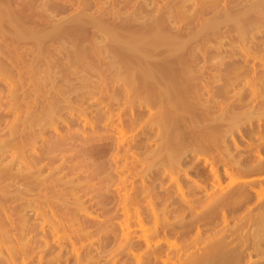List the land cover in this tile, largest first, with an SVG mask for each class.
Masks as SVG:
<instances>
[{
	"label": "rangeland",
	"instance_id": "374dc122",
	"mask_svg": "<svg viewBox=\"0 0 264 264\" xmlns=\"http://www.w3.org/2000/svg\"><path fill=\"white\" fill-rule=\"evenodd\" d=\"M179 1L181 0H0V117L2 116L0 118V199L1 196L3 199L4 195H7L9 192L5 196L6 198L8 197L7 200L6 198L0 200V221L5 225H0V232L5 231L7 228L5 231L7 234L4 232L0 233V264H132V262L133 264H187V259L189 261L194 254L195 256H201L204 248L211 246L209 243L213 241V243L219 242L221 241L219 239H222L226 235L227 238L225 237V239L231 243L233 241H236L234 243H238V241L242 240L240 236H243L246 241L242 240L244 244L241 241L239 242L242 245L239 253V249L237 248L241 246L239 243L237 244L239 246L232 244V247L225 240V243L229 244L228 247L230 246L229 249L231 247L234 250L238 249L235 253L237 256L236 260L240 258L242 251L245 254L247 252V256L245 255L244 257V253L241 255L242 258L241 260L239 259L240 264H257V262L258 264H264V234L261 233V230L259 233L257 230L259 227L255 228L257 224H254V218L256 219L257 215L260 214L259 212H261L263 206V204L262 206H258L257 204L264 203V168L262 167L264 163V57L262 58L264 56V26L258 27L255 23L252 24L254 26H251V28L257 26L258 32L261 34L256 31H254L255 33H249L250 30V32L254 30V28L250 29L249 27L247 34L254 35L255 37H252L253 39L250 40L251 36H248L250 40L248 41L247 36L244 37V35H247L246 33H243L244 35L242 34L243 36L241 37V29H239L241 32H238L237 27L242 28L243 26L236 24L237 20L234 23L232 20V18L235 20L232 16L234 14L242 25L241 19L244 17L240 18L237 15L241 16L243 11L247 7L250 10L251 6L252 13L250 11L247 12V10L246 12L248 15H255V12H258L257 6H255V9L253 8L256 0H186L184 2L182 0L183 3ZM258 3L255 5L264 7L261 0ZM180 6H182L181 9L179 8ZM212 7H215V10ZM238 8H240L242 13L237 14L240 12ZM258 9H261V7ZM232 10H235V12ZM254 10L256 11L254 12ZM247 14L245 15V20L246 16H248ZM191 15L193 16L191 17ZM226 15L232 16L231 19L229 17L232 22H229L230 20L227 18L228 22L221 20V18L228 17ZM218 16L221 17L219 18ZM8 18L11 19L9 20ZM95 19L97 23L100 21V28L96 22H93ZM214 19L220 23L219 26L216 23L219 31H215L217 27L214 28V34L218 33L216 36L211 34L213 30L210 31V28L209 30H203L205 23L207 21L208 23L209 21L212 22ZM261 19L264 18L261 17ZM227 23L229 24L228 26L231 25L230 28L232 29L227 27ZM220 26L222 29H220ZM209 27L212 26L209 25ZM234 28L237 30H233ZM257 29L255 27V30ZM198 30H202L203 34H201L203 36L200 35L203 38L201 36L197 38L199 35L197 33L199 32ZM205 31L211 33L208 34ZM106 32L108 36L113 34L115 36L118 35L119 41L116 39L117 37L109 40L112 37L108 38L105 35ZM154 33H159L161 38L153 37ZM195 33H197V36H195ZM192 34L195 37H192ZM131 35H139L141 40L139 41L142 42V45L144 43L150 45L147 43L153 38L154 44L157 41H161L162 45H167L171 41L170 39V41H164L162 37L172 38L174 41L179 38L173 43L180 44L181 42L182 47H180L182 50L179 45H177L178 49L173 46L175 50L180 49L179 53H174L169 46L166 48L164 45L158 46L159 43L158 45L153 44V50L151 46L148 48L150 50L148 52H151L152 56H149L150 59L147 61H144V58L140 56L144 63H138V66L142 65L138 67L136 65L139 56L136 55L139 53L135 54L137 52L134 51L133 56H131L132 58L128 57L130 54L126 50L122 51H125L123 53L125 55L121 54L120 51L115 54L116 50L124 49L122 47L123 44H120V46L122 45L121 48L119 49L118 47L117 49V45L121 41L120 37L130 40L129 37ZM141 35L145 38L144 42L142 41L144 38ZM150 35L151 37H149ZM210 35H213L215 38ZM238 37L243 38V41L246 38L249 45L245 48V43L247 42L244 41L245 43L243 42L242 44V39L238 40ZM102 38L105 39L104 42ZM148 39L149 41H147ZM108 40L113 42L117 40L119 42L117 45L115 44L116 46L114 45L115 51H113L114 46H112L114 43L111 44ZM134 40L136 41L137 39L134 38ZM127 41L125 40V42ZM237 41L240 42L238 43ZM108 43L112 47H109ZM104 44L109 48L106 51H104ZM156 46L158 48H155ZM143 47L147 49L146 46L143 45ZM250 47L251 49H249ZM88 49L89 51H93L87 53V55L89 54L88 59L90 57L89 61L93 59V63L95 62L96 64H94L95 67H91V71L87 67L91 66L92 62H85V70V67H83L85 66L84 61H82L84 63L82 64L83 66L79 65L83 59L78 64L77 61L79 60L74 57L78 55L77 53H83L82 51H88ZM100 49L102 50L99 52ZM142 51L146 50L142 49ZM99 53L103 54V58L99 56ZM109 54L112 55L110 56L111 58L114 56L113 61L108 56ZM106 55L109 59L105 57ZM124 57H126V63H121L125 60ZM86 58L87 56H85L84 60ZM127 59H131L132 62L131 60L127 61ZM133 59H137L135 60L136 63ZM118 61H121L120 64ZM146 62H148L147 65ZM134 65L137 69H141L140 67H152L156 69L159 74L157 75L156 70H153L152 74L153 72L156 73L158 77L155 75V78L157 84L160 83V85H164L173 76H176L173 78H177L176 80L180 78V82H174L175 85L170 84V82L168 83L174 87L177 83H180L181 86L179 84V87L176 86L179 88H176L178 91L176 89V91L174 89V91L170 90L172 93L174 92L176 97L173 94L172 96L167 93H165L167 94L165 96V94H162L164 91H161V96L164 95L166 98L167 96H171L173 98H171L174 100L172 103H175V98L178 96L182 97H178V103H175L178 110L185 115L183 117V115L178 114L179 118H182L181 120L183 121L180 119H178L180 120L179 122H176L178 120L174 121L176 122L174 124L180 123L177 126L181 128L178 129L173 124L175 126H173L174 138L178 136V134L175 136V128L178 130L176 133H179L180 130L182 132L179 133L181 136L179 135V137L175 138L180 142L177 143L178 141L176 142L175 140L174 149L176 152H173V150L168 151L169 146L165 144L166 140L162 139H165L166 134L165 132L162 133L163 128L161 129L160 125L159 127L157 126L158 119L156 117H159L157 112L161 113L163 109L160 108L161 105L158 107L160 104L159 99H161V97L159 98L160 91L158 92L157 90L158 93L154 92L155 86L158 89L156 80L153 78L155 81L153 80L152 82V78L148 77V83L150 81L149 84L153 86L155 84L154 87L148 88L150 85L147 83V86L145 82L147 74H139V72L142 73L144 71L143 69H138L139 72H136L134 70L135 67H133ZM2 68H5L6 71L2 70ZM163 68H168L167 70L164 69L168 72L166 73L162 70ZM169 68L173 72H169ZM189 69L194 70L197 75H193L192 73L187 74V72H193L191 70L187 71ZM238 70L240 77L235 81L233 80V76L236 78L235 73ZM168 73L171 75L169 76ZM129 74L133 76H130V78L128 77ZM238 74L237 76H239ZM33 75H36V77ZM152 76L154 77V75ZM133 77L136 78L134 79ZM229 78L230 80H228ZM226 80H228V83ZM136 85L137 87L142 86L138 87L139 90H136L133 94L135 89H132ZM122 86L125 88H122ZM163 87L161 86L162 89H168L165 85ZM150 89H153L152 93H155L156 97L158 96V99H155L157 104L152 103L151 106L148 104L152 102V99L155 97L153 96L154 94L151 96V102L148 103V100L144 101L146 100L145 98H148L147 95H150ZM146 91H149V94L143 99ZM179 99L182 101L180 102ZM48 101H50V104L47 103ZM144 102H147V104ZM46 103L51 109L53 106L51 103H54L58 109L54 110L56 108L54 106L53 111L49 109L52 112L49 111L50 113H48V108L47 110L45 109L47 107ZM45 105L46 107L44 108ZM178 106L184 107L180 108ZM175 107H172V109L174 110ZM168 108L166 109L167 111ZM172 109L171 111H173ZM41 111L46 117L42 116ZM175 112L177 113V110ZM36 113H39L41 118L45 119L41 120ZM35 115H38V117ZM49 115H51V118ZM32 116L35 118H33L34 120ZM36 118H39L40 121L34 122L37 121ZM220 118L221 120H219ZM215 131H217V137L219 134V138L215 137L216 142L212 139V143L216 144L218 142L216 145L211 142L209 143L211 136H213L211 133L215 134ZM40 132L44 134L42 137H40L41 135L39 136ZM206 133H210L211 135L209 136V140L206 139L208 137ZM34 137L36 138L34 139ZM30 138L32 141H30ZM166 139L168 143L169 138L166 137ZM33 140L34 143H32ZM19 145L23 146L22 149H20ZM25 145L26 147H24ZM143 147L144 149H142ZM167 152H169L168 156L166 155ZM221 156H223V159ZM168 157H173L174 160H168L170 159ZM170 161H172V164H170ZM226 163L228 164L226 165ZM238 163L239 165H237ZM256 164H260V167L263 169L258 167L259 169L256 170ZM19 173H21V176ZM2 189L8 192L6 193ZM60 190L64 197L60 194ZM1 191L4 192L2 193ZM242 191L247 194L250 192L248 194L249 197L246 196L247 199L245 197V199H239L240 201L237 200V202L234 200L233 203L230 200L229 205V199L227 198L228 200H226L225 197L231 198L228 195L243 193ZM17 192L19 193L17 194ZM258 194L259 196H257ZM9 195L12 196L9 197ZM223 195L226 196L223 197ZM218 197L221 198L219 199ZM259 197L260 199H258ZM130 198L132 199L131 201ZM215 198H217V201L226 200L228 205L225 203L226 206L224 204L217 211L216 209L219 207H217V201L213 202ZM213 203L217 205L214 206ZM253 205L256 206L253 207ZM208 206H211L212 209L217 208L213 211ZM225 207L227 208L225 209ZM224 214L225 217H222ZM245 216L248 218L250 216L251 219L248 220L247 217L244 218ZM12 222H14V226L13 224L11 225ZM113 224L118 225L114 226ZM250 224L251 226H249ZM1 226H3L2 228H6L2 229ZM207 227H210L209 230ZM249 227L251 230H249ZM263 227L259 229H264ZM255 229L257 232L254 231ZM246 232L249 234L247 235ZM239 233L240 235H238ZM257 235L261 238H258ZM236 236L240 240L238 239L237 241L235 239L237 238ZM247 243L250 244L249 247ZM202 247L204 248L202 249ZM243 248L245 249L242 250ZM200 253L201 255H199ZM236 260L235 263L231 262L230 264H239L238 260Z\"/></svg>",
	"mask_w": 264,
	"mask_h": 264
},
{
	"label": "bare ground",
	"instance_id": "6f19581e",
	"mask_svg": "<svg viewBox=\"0 0 264 264\" xmlns=\"http://www.w3.org/2000/svg\"><path fill=\"white\" fill-rule=\"evenodd\" d=\"M184 1H186V0H183V2H184ZM193 1H194V0H193ZM193 1H192V2H193ZM209 1H210V0H209ZM216 1H217V0H216ZM234 1H235V0H234ZM254 1H255V0H254ZM259 1H260V0H259ZM259 1H258V2H259ZM5 2H6V1H5ZM172 2H173V1H172ZM179 2L183 3L182 0L179 1ZM179 2H178V4H180ZM258 2H257V0H256V3L254 2V4H253V5H254L253 8L255 9V6H257L256 9H257V11H258V12H255L256 10H254V12L256 13V14L254 13L255 15L251 14V13H252V12H251V11H252V10H251V7H252V6L250 7V10H248V9H247L248 7H247V8L245 7V6H247V5H245L244 7L246 8L247 12H248V11L251 12V13H250L251 15H248L245 9H244L245 11H243V14H244V15H243V14H241V16H240V15H237V16H239L240 18H242V17L245 18V15H246V14L248 15V16H246V20H245L244 18L241 19L242 22L244 23V25H243V23H242V25H241V23H239L240 20L236 19V17H235L236 15H234V14L232 15V16L235 18V20L232 18L233 23L238 21L236 24H239V26H243L242 28H240V27L238 28V27H237L238 32L240 31L239 29H241V31H242V33H241V35H240L241 37H242L245 33H246V34L248 33V31H249L248 28H249V27H250V29H253V28H254V30H253L252 32H250V31H251V30H250L249 33H255L254 31L258 32L257 26H258V27H261L262 25L264 26V19H261V17L264 18V17H263V15H264V14H263V13H264V7L262 8V6H260L261 9H258V8H260V7H258V5H260ZM261 2L264 4V0H261ZM201 3H202V2H201ZM214 3H215V2H214ZM218 3H219V2H218ZM250 3H253V2H250ZM257 3H258V5H255V4H257ZM1 5H2V6H5V5H3V4H1ZM111 5H112V4H111ZM173 5H174V4H173ZM191 5H193V4L191 3ZM205 5H206V4H205ZM219 5H220V4H219ZM236 5H237V4H236ZM236 5H234V6H236ZM243 5H244V4H243ZM250 5H251V4H250ZM178 6H179V5H178ZM213 6H214V5H213ZM222 6H223V5H222ZM248 6H249V3H248ZM181 7H182V6H180L179 8L181 9ZM216 7H218V6H216ZM232 7H233V6H232ZM244 7H243V8H244ZM212 8H213V7H212ZM214 8H215V7H214ZM214 8H213V9H214ZM173 9H174V8H173ZM173 9H172V10H173ZM199 9H200V8H199ZM238 9H239V11H240V8H238ZM188 10H189V9H188ZM214 10H215V9H214ZM217 10H218V9H217ZM241 10H243V9L241 8ZM117 11H118V10H117ZM191 11H192V10H191ZM195 11H196V10H195ZM232 11L235 12V10H232ZM135 12H136V11H135ZM157 12H158V11H157ZM173 12H174V10H173ZM179 13H180V10H179ZM181 13H182V12H181ZM184 13H185V12H184ZM215 13H216V12H215ZM240 13H242V12L240 11V12L237 13V14H240ZM182 15H184V14H182ZM186 15H187V14H186ZM221 15L223 16V14H221ZM242 15H243V16H242ZM252 15H253V16H252ZM116 16H117V15H116ZM188 16H189V15H188ZM192 16H193V15H191V17H192ZM214 16H215V15H214ZM226 16H228V15H226ZM232 16H231V17H232ZM249 16H251V18L248 19ZM260 16H261V17H260ZM132 17H133V16H132ZM218 17H219V16H218ZM220 17H221V16H220ZM220 17H219V18H220ZM229 17H230V16H228V17H224L225 19H224V18H223V19L221 18V20L225 21L226 18L229 19ZM231 17H230V19H231ZM175 18H176V17H175ZM175 18H173V19H175ZM194 18H195V17H194ZM8 19H9V18H8ZM10 19H11V18H10ZM10 19H9V20H10ZM181 19H182V18H181ZM230 19H229V20H230ZM208 20H209V19H208ZM229 20H228V21H229ZM232 20H230L229 22H232ZM236 20H237V21H236ZM16 21H17V20H16ZM98 21H99V20H98ZM182 21H183V20H182ZM189 21H191V20H189ZM223 21H221V22L223 23ZM228 21L226 20V22H228ZM93 22H96V19L93 20ZM99 22H100V21H99ZM99 22H98V23L96 22L97 25H98V27H99ZM166 22H167V21H166ZM180 22H181V21H180ZM193 22H194V21H193ZM195 22H196V21H195ZM5 23H6V22H5ZM91 23H92V22H91ZM102 23H103V22H102ZM168 23H170V22H168ZM206 23H207V24H206ZM206 23H205V26H204V29H203V30H205V29H206V30H207V29L209 30V28H210V29H211L210 31L213 30V33L208 32V31H205V32H208V34L211 33V34H213V35L216 36V34H218V33L216 32V34H214V33H215V32H214V28L217 27V26H219L220 23H219L218 21L216 22L215 19H214V21H212V22L209 21V23H208V21H207ZM216 23H217V26H216ZM254 23L257 25V26H255L257 30H255V27L251 28V26H254V25H252V24H254ZM11 24H12V23H11ZM94 24H95V23H94ZM180 24H181V23H180ZM236 24H235V26H236ZM15 25H16V24H15ZM77 25H78V24H77ZM120 25H121V24H120ZM206 25H207V26H206ZM209 25L212 26V27H209ZM226 25H227V27H229V29H232V28H230L231 25L228 26V25H229L228 23H227ZM95 26H96V25H95ZM103 26H104V24H103ZM213 26H214V27H213ZM173 27H174V26H173ZM222 27H223V26H222ZM12 28H13V27H12ZM99 28H100V27H99ZM104 28H105V27H104ZM192 28H193V27H192ZM202 28H203V27H202ZM96 29H97V28H96ZM172 29H173V28H172ZM218 29H219L218 27L215 28V31H216V30L219 31ZM220 29H222L221 26H220ZM225 29H226V28H225ZM237 29L234 28L233 30H237ZM243 29H245V30L243 31ZM247 29H248V30H247ZM263 29H264V28H263ZM263 29H262V30H263ZM108 30H109V29H108ZM227 30H228V29H227ZM262 30H261V31H262ZM103 31H104V30H103ZM173 31H174V30H173ZM198 31L200 32V33L197 32V33L199 34L198 36H197V33H195V34H196L195 36H197V38H199V36H201V35L203 34V33H202V30H198ZM241 31H240V32H241ZM246 31H247V32H246ZM259 31H260V30H259ZM4 32H5V31H4ZM57 32H58V31H57ZM109 32H110V31H109ZM180 32H181V31H180ZM203 32H204V31H203ZM225 32H226V31H225ZM225 32H224V34H225ZM229 32H230V31H229ZM113 33H114V32H113ZM144 33H145V32H144ZM155 33H156V32H155ZM155 33H154V34H155ZM201 33H202V34H201ZM226 33H227V32H226ZM243 33H244V34H243ZM258 33H259V32H258ZM115 34H116V33H115ZM134 34H135V33H134ZM200 34H201V35H200ZM220 34H221V32H220ZM238 34H239V33H238ZM242 34H243V35H242ZM259 34H261V33H259ZM46 35H47V34H46ZM105 35H107V32H106ZM142 35H143V34H142ZM142 35H141V36H142ZM152 35H153V34H152ZM156 35H158V36H156ZM213 35H212V36L210 35V36L213 37ZM107 36H108V35H107ZM119 36H120V35H119ZM135 36H136V37H135ZM135 36H132V35H131V37H129L130 40H129L128 38H126V39L124 38L126 41L128 40L127 42H125V40H124L123 38L120 37V40H121V41H120V43H119V42H118V41H119V39H118V38H119L118 35L115 36V35L113 34V35H109V36H108V38H109V37H112V38H109V40H110V39L113 40V38L117 37L116 39H117L118 41H117V40H114V42H113V41H109V40H108V41H109V43H111V44L114 43L112 46H114L115 44L117 45V44L119 43V44L117 45V49H118V47H119V49H120L121 46H122V45L120 46V44H123L122 47H124V49L121 48L120 50H116V49H115V46H116V45L113 47L114 50H113V48H112L113 51L116 50V51H115V54H117L119 51H120L121 54H123V53L125 52V51L122 52L123 50H126V52H127V51L129 52L130 55L127 54L128 52H127L126 54L128 55V57L130 56V58H132L131 56H133L134 51L137 52V53H135V54H138V53L141 54V55H139V54L136 55V56H139V57H138V60H137V59H133V61H134L135 63H136L135 60H137V65H136V66H138V63L142 64V62L144 63V61H147V60L150 59L149 56H152L151 52H148V51H150V50H148V48H149L150 46H151V48H152V50H153L154 45H158V43H159L158 46H161L162 44L160 43L161 41H159V42L157 41V43L154 44V42H155V41L153 42L154 38L151 39L150 41H149V39H148L147 41H149L150 43L148 42L147 44H150V45H146L145 43L143 44L144 46L147 47V49H146L145 47H143L142 42H140V41H141V40H140V36H139V35H135ZM144 36H145V34H144ZM184 36H185V35H184ZM191 36L193 37L194 34H192ZM191 36H190V37H191ZM195 36H194V37H195ZM202 36H203V35H202ZM202 36H201V37H202ZM219 36H220V35H219ZM237 36H238V35H237ZM245 36H247L246 38H247L248 41L252 40V39H253L252 37H255L254 35L251 36L250 34H249V35H248V34H247V35H244V37H245ZM248 36H251V37H250V38H251L250 40L248 39ZM258 36H259V35H258ZM41 37H42V36H41ZM52 37H53V36H52ZM102 37H103V36H102ZM132 37H133V38H132ZM137 37H138V38H137ZM142 37H143V36H142ZM142 37H141V38H142ZM149 37H151V35H150ZM153 37H155V38H156V37L161 38V35H159V33H158V34H155ZM24 38H25V37H24ZM36 38H37V37H36ZM97 38H98V37H97ZM134 38H136L137 40L135 41ZM143 38H144V37H143ZM158 38H157V39H158ZM162 38H164V39H163L164 41H165V40H166V41H170V40L172 41V43H171V41H170L168 44H167V42H165V44H167V45H164V44H163V45H164L166 48H167V46L171 47L172 50L174 51V53H179L180 49L182 50V48H181V47H182V43H181V42H180L181 45H180V44L173 43V42H176V40H178L179 38L176 39L175 41H174V39L172 40V38H168V37H162ZM185 38H186V37H185ZM197 38H196V39H197ZM202 38H203V37H202ZM213 38H215V37H213ZM216 38H217V37H216ZM227 38H228V37H227ZM246 38H244V39H245L244 41L247 42ZM256 38H257V37H256ZM21 39H22V38H21ZM38 39H39V38H38ZM102 39H104V38H102ZM105 39H106V37H105ZM105 39L103 40V42L105 41ZM169 39H170V40H169ZM187 39H188V37H187ZM192 39L194 40V38H192ZM222 39H223V38H222ZM237 39H238V40H239V39H240V40L242 39L241 42H242V44H243V42H244V41H243V38H239V37H238ZM260 39H261V38H260ZM139 40H140V41H139ZM143 40L145 41V38L142 39V41H143ZM96 41H97V40H96ZM101 41H102V40H101ZM106 41H107V40H106ZM115 41H116V42H115ZM144 41H143V42H144ZM180 41H181V40H180ZM206 41H207V40H206ZM214 41H215V40H214ZM253 41H254V40H253ZM261 41H262V40H261ZM136 42H137L138 45L136 44ZM151 42H152V43H151ZM183 42H185V41H183ZM237 42L239 43L240 41H237ZM94 43H95V42H94ZM109 43H108V46H109V47H112L111 44H109ZM124 43H126V44H124ZM177 43H178V42H177ZM211 43H212V42H211ZM218 43H219V42H218ZM223 43H224V42H223ZM244 43H245V42H244ZM250 43H252V42H250ZM262 43H263V42H262ZM262 43H261V44H262ZM151 44H152V45H151ZM153 44H154V45H153ZM169 44H172V45H169ZM175 44H176V46H175ZM236 44H237V43H236ZM245 44H246V46H245V48H246L247 45H249V44H248V42L245 43ZM100 45H101V44H100ZM124 45H125L126 47H125ZM163 45H162V46H163ZM177 45H179V47L181 46L179 50H177V49H178V46H177ZM184 45H185V44H184ZM214 45H215V44H214ZM250 45H251V44H250ZM40 46H41V45H40ZM91 46H92V45H91ZM173 46L176 47L177 49H176V50H175V48L173 49ZM223 46H224V45H223ZM235 46H236V45H235ZM238 46H239V45H238ZM243 46H244V45H243ZM96 47H97V46H96ZM104 47H105V50H104V51H106L107 49H109L105 44H104ZM104 47H103V48H104ZM139 47H141V48L139 49ZM142 47H143V48H142ZM169 47H168V48H169ZM183 47H184V46H183ZM215 47H216V46H215ZM88 48H89V47H88ZM100 48H102V47H100ZM144 48H145V49H144ZM155 48H158V47L156 46ZM171 48H170V49H171ZM203 48H204V47H203ZM209 48H210V47H209ZM234 48H235V47H234ZM239 48H240V47H239ZM254 48H255V47H254ZM256 48H257V47H256ZM92 49H93V48H92ZM98 49H99V48H98ZM142 49H143V50H146V51H142ZM249 49H251V47H250ZM101 50H102V49H100L99 52H100ZM172 50H171V51H172ZM200 50H201V49H200ZM206 50H207V49H206ZM261 50H262V49H261ZM261 50H260V51H261ZM93 51H94V49H93ZM93 51H89V49H88V51H82L83 53H81V52H80V54L77 53L78 55H76V56H74V57H76V59L79 60V61H77L78 64H79L80 60L83 59V60H81V62H80V64H79V65H82V64H84L85 62L87 63V61L90 60V57H89V59H88L89 54L87 55V53H89V52H93ZM130 51H131V52L133 51L132 54H131ZM177 51H178V52H177ZM251 51H252V50H251ZM258 51H259V50H258ZM258 51H257V53H258ZM262 51H263V50H262ZM9 52H10V51H9ZM84 52H85V53H84ZM95 52H96V50H95ZM97 52H98V50H97ZM116 52H117V53H116ZM140 52H141V53H140ZM147 52H148V54H146ZM154 52H155V51H154ZM168 52H169V51H168ZM202 52H203V51H202ZM242 52H243V51H242ZM263 52H264V51H263ZM110 53H111V52H110ZM113 53H114V52H113ZM113 53H112V54H113ZM171 53H172V52H171ZM237 53H238V52H237ZM246 53H247V51H246ZM74 54H76V53H74ZM81 54H84V55H81ZM94 54H95V53H94ZM104 54H105V53H104ZM150 54H151V55H150ZM168 54H169V53H168ZM216 54H217V53H216ZM241 54H242V53H241ZM248 54H249V53H248ZM102 55H103V54H100V53H99V56H101V57L103 58ZM113 55H114V54H113ZM123 55H125V54H123ZM127 55H126V56H127ZM142 55H145V56H142ZM180 55H181V54H180ZM182 55H183V54H182ZM7 56H8V55H7ZM85 56H87L86 60H84V59H85ZM97 56H98V53H97ZM108 56L110 57V56H112V55L109 54ZM108 56L106 55L105 57L109 59ZM117 56H118V55H117ZM121 56H122V55H121ZM140 56L144 58V61H143V59H142ZM147 56H148V57H147ZM222 56H223V55H222ZM113 57H114V56H113ZM113 57H112V58L110 57L112 61H113V59H114ZM145 57H147L148 59L145 58ZM189 57H190V56H189ZM195 57H196V56H195ZM256 57H257V56H256ZM263 57H264V56H262V58H263ZM115 58H116V57H115ZM117 58H118V57H117ZM124 58H125V60H124ZM124 58H123L124 61H122V62L120 61L121 63H126V57H124ZM139 58H140V59H139ZM152 58H154V57H152ZM218 58H219V57H218ZM240 58H241V57H240ZM87 59H88V60H87ZM97 59H98V58H97ZM141 59H142V61H141ZM177 59H179V58L177 57ZM195 59H196V58H195ZM197 59H198V58H197ZM221 59H222V58H221ZM44 60H45V58H44ZM68 60H69V59H68ZM111 60H110V61H111ZM115 60H116V59H115ZM129 60H131V59H129ZM129 60L127 59V61H129ZM151 60H152V59H151ZM239 60H240V59H239ZM245 60H246V59H245ZM258 60H259V59H258ZM82 61H84V63H83ZM99 61H101V60L99 59ZM99 61H98V62H99ZM112 61H111V64H112ZM177 61H178V60H177ZM189 61H190V60H189ZM200 61H201V60H200ZM206 61H207V60H206ZM224 61H225V60H224ZM227 61H228V60H227ZM0 62H1V61H0ZM48 62H49V61H48ZM77 62H75V63H77ZM89 62H92V65L89 66V64H87V66H89V67H87V68H89V70L91 71V69H92L93 67H95V66H94L95 62L93 63V59H92V61H89ZM89 62H88V63H89ZM96 62H97V61H96ZM114 62H117V61H114ZM118 62H119V61H118ZM120 62H119V64H120ZM131 62H132V60H131ZM134 62H133V63H134ZM216 62H217V61H216ZM219 62L221 63V61H219ZM232 62H233V61H232ZM86 63L84 64L85 66L82 65L83 67H85V70H86ZM127 63H128V62H127ZM129 63H130V62H129ZM147 63H148V62H146V65H147ZM199 63H200V62H199ZM203 63H204V62H203ZM206 63H207V62H206ZM212 63H213V62H212ZM228 63H229V62H228ZM228 63H227V64H228ZM108 64H110V63H108ZM111 64H110V65H111ZM114 64H115V63H114ZM114 64H113V65H114ZM189 64H190V62H189ZM208 64H209V63H208ZM245 64H246V63H245ZM95 65H96V64H95ZM148 65H149V64H148ZM211 65H212V64H211ZM213 65H214V64H213ZM239 65H240V64H239ZM261 65H262V64H261ZM122 66H123V65H122ZM136 66H135V65L133 66V67H135L134 70H135L136 72H139V70H141V69H143V70L146 72V73H145V72L142 70L143 72L141 71L142 73L139 72V74H145V75L147 74V75H146L147 78L145 79V80H146L145 82H146V85H147V86H148V84L150 83V81H149V83H148V80H147V79H149V78L151 79V78H152V82H153V80H154L153 78H155L156 73L153 72V74H152V71H153V70H156V69H153L152 67H151V68L149 67L150 69L147 68V67H140L141 69L138 68V69H139V70H138V69L136 68ZM139 66H142V65H139ZM139 66H138V67H139ZM184 66H185V65H184ZM198 66H199V65H198ZM201 66L203 67V65H201ZM263 66H264V65H263ZM37 67H38V66H37ZM91 67H92V68H91ZM114 67H115V66H114ZM116 67H118V66H116ZM210 67H211V66H210ZM228 67H229V66H228ZM238 67H239V66H238ZM256 67H257V66H256ZM66 68H67V67H66ZM100 68H101V67H100ZM111 68H112V67H111ZM118 68H119V67H118ZM121 68H122V67H121ZM178 68H180V67H178ZM184 68H185V67H184ZM244 68H245V67H244ZM261 68H262V67H261ZM6 69H7V68H6ZM54 69H55V68H54ZM94 69H95V68H94ZM98 69H99V68H98ZM108 69H109V68H108ZM136 69H137V70H136ZM145 69H147V70H145ZM164 69H166V68H163L162 70H164ZM167 69H168V68H167ZM167 69H166V70H167ZM192 69H193V68H192ZM192 69L187 70V71H190V70L193 71V72H187V74H189V73H192L193 75L196 74V72H195L194 70H192ZM194 69H195V68H194ZM2 70L6 71L5 68H2ZM43 70H44V69H43ZM83 70H84V69H83ZM87 70H88V69H87ZM117 70H118V69H117ZM119 70H120V69H119ZM184 70H185V69H184ZM195 70H196V69H195ZM204 70H205V69H204ZM206 70H207V69H206ZM216 70H217V69H216ZM239 70H240V69H239ZM239 70H238V72L235 71V72H236V73H235L236 78L233 76V78H234L233 80H235V81L238 80V79H237L238 77H240V75L238 74V73H239ZM32 71H33V70H32ZM35 71H36V70H35ZM54 71H55V70H54ZM81 71H82V70H81ZM164 71H165V70H164ZM52 72H53V71H52ZM93 72H94V71H93ZM131 72H132V71H131ZM147 72H148V73H147ZM156 72H157V70H156ZM165 72H166V71H165ZM167 72H168V71H167ZM167 72H166V73H167ZM169 72H173V71H171L170 68H169ZM176 72H177V71H176ZM240 72H241V71H240ZM257 72H258V71H257ZM35 73H37V72H35ZM56 73H57V71H56ZM75 73H76V72H75ZM83 73H84V72H83ZM87 73H88V72H87ZM163 73H164V72H163ZM163 73H162V74H163ZM177 73H178V72H177ZM207 73H208V72H207ZM260 73H261V72H260ZM263 73H264V72H263ZM9 74H10V73H9ZM47 74H48V73H47ZM61 74H62V73H61ZM121 74H122V73H121ZM125 74H126V73H125ZM133 74H135V73H133ZM151 74L154 75V77H153ZM158 74H159V72H157V75H158ZM168 74H169V76L171 75L170 73H168ZM173 74H174V73H173ZM178 74H179V73H178ZM210 74H211V73H210ZM210 74H209V75H210ZM219 74H220V73H219ZM237 74H238L239 76H237ZM256 74H257V73H256ZM39 75H40V74H39ZM39 75H38V76H39ZM81 75H82V74H81ZM83 75H84V74H83ZM157 75H156V77H158ZM193 75H192V76H193ZM196 75H197V74H196ZM258 75H259V73H258ZM260 75H261V74H260ZM8 76H9V75H8ZM33 76L36 77V75H33ZM46 76H47V75H46ZM56 76H57V75H56ZM56 76H55V77H56ZM65 76H66V75H65ZM127 76H128V75H127ZM130 76L132 77L133 75L129 74L128 77H130ZM187 76H189V75H187ZM263 76H264V75H263ZM35 77H34V78H35ZM55 77H54V78H55ZM131 77H130V78H131ZM148 77H149V78H148ZM174 77H176V76H173V78H174ZM193 77H194V76H193ZM193 77H192V79H193ZM228 77H229V75H228ZM5 78H6V77H5ZM133 78H134V77H133ZM133 78H132V79H133ZM135 78H136V77H135ZM135 78H134V79H135ZM162 78H163V77H162ZM173 78L168 79V82H166V83L163 82L164 85H165V87H168V89H169V90L166 89L167 91H166L165 89H162V88H164V87H163L164 85H160V83L157 84V80H156V78H155V80H156V84L158 85V86H157L158 89L156 88V86H155L154 83H153V84H154V86H155V89H154V88H153V89H154V92H155V93L157 92V90H158V92L160 91V92H159V95H160L159 98L161 97V99H159L160 102L158 101V102L160 103V104L158 105V107L161 105L162 107L160 106V108H162V109L164 110V111L162 110V111H163V113H162L161 109L159 108L160 111H161V113H160V112H157V114H158L159 117H156V116H155V117L158 119V124H157V122H156V124H157L158 127H159V125H160L161 129L163 128V132H162V133L165 132L166 137L169 138L168 143H167V139H166L165 136H164L165 139L162 138L163 140H166V143H165V144H168L167 146H169V147H168V149H169L168 151L173 150V152H176V150L174 149V147H175V140H176V142L178 141L177 143H180V142H179L178 139H175V138H176V137H179V135L181 136V134H179V133L181 132V130H180L179 133H176V132H178V130H176V128H175V132H174V133H175V136H176L177 134H178V136H176V137L174 138V135H173V126H174V125L177 126V125L180 124V123H179V124H178V123H177V124H174V123L179 122V121L182 119V118H181V119L179 118V115H178V114L183 115V114H182L183 112H180V111L178 110V108H177V106H176L175 103H178V102H177V98H178V97L180 98L181 96H178L177 98H175V103H172L174 100H172L173 98H172L171 96H167V98L164 97V95L161 96V93L164 91L162 94H165V93H167L168 95H172V94H173L174 97H176L175 94H174V92L172 93L170 90H173V89L175 90L176 88H178L179 85H180V83H177V84H176V86H178V87H176V86L174 87L173 85H170V84L172 83V84L175 85L174 82H177V81L180 82V81H179L180 78H178L179 80H176L177 78H176V79H173ZM183 78H184V77H183ZM188 78H189V77H188ZM220 78H221V77H220ZM230 78L232 79V77H230ZM230 78H229L228 80H230ZM250 78H251V77H250ZM262 78H263V77H262ZM35 79H37V78H35ZM166 79H167V78H166ZM166 79H165V80H166ZM247 79H249V78L247 77ZM12 80H13V79H12ZM122 80H123V79H122ZM126 80H127V79H126ZM130 80H131V79H130ZM130 80H129V81H130ZM155 80H154V81H155ZM165 80H164V81H165ZM170 80H172L173 82L170 81ZM174 80H176V81H174ZM203 80H204V79H203ZM228 80H226L227 83H228ZM233 80H231V81H233ZM258 80H259V79H258ZM4 81H5V80H4ZM6 81H7V80H6ZM124 81H125V80H124ZM142 81H143V80H142ZM255 81H256V80H255ZM255 81H254V82H255ZM263 81H264V79H263ZM169 82H170V84H168ZM182 82H183V81H182ZM219 82H220V81H219ZM247 82H248V81H247ZM257 82H258V81H257ZM4 83H5V82H4ZM8 83H9V80H8ZM11 83H12V82H11ZM128 83H129V82H128ZM131 83H132V82H131ZM147 83H148V84H147ZM190 83H191V82H190ZM217 83H218V82H217ZM229 83H230V82H229ZM259 83H260V81H259ZM126 84H127V82H126ZM135 84H137V83H135ZM135 84H134V85H135ZM166 84H167V86H166ZM178 84H179V85H178ZM220 84H221V83H220ZM230 84H231V83H230ZM240 84H241V83H240ZM93 85H94V84H93ZM95 85H96V83H95ZM149 85H150L151 87L148 86V88H152V87H154V86L151 85V84H149ZM159 85H160V87H159ZM168 85H170V86H168ZM182 85H183V83H182ZM261 85H262V84H261ZM17 86H18V85H17ZM109 86H110V85H109ZM141 86H142V85H141ZM141 86H138V87L140 88ZM161 86H162V88H161ZM180 86H181V85H180ZM212 86H213V85H212ZM247 86H248V85H247ZM123 87H124V86H122V88H123ZM130 87H131V86H130ZM132 87H133V84H132ZM138 87H137V85H136L135 88H133V89L131 88L132 90L135 89V90L133 91V94L136 92V90H139ZM183 87H184V85H183ZM186 87H187V86H186ZM193 87H194V85H193ZM197 87H198V86H197ZM205 87H206V86H205ZM230 87H232V86H230ZM124 88H125V87H124ZM128 88H129V87H128ZM137 88H138V89H137ZM142 88H143V87H142ZM170 88H171V89H170ZM184 88H185V87H184ZM214 88H215V87H214ZM236 88H237V87H236ZM248 88H249V87H248ZM153 89H150V90H149L150 92L148 91V92L150 93V95H147V94H149L147 91L145 92L146 94H144L145 96L141 95V96H143V99H144L145 97L148 96V98H145L146 100H144V101H147V100H148V103L151 102V100H150V99H152L151 96H152L153 94H154L153 96H155V93H152V92H153ZM159 89H160V90H159ZM161 89H162V90H161ZM178 89H179V88H178ZM188 89H189V88H188ZM210 89H211V88H210ZM241 89H242V88H241ZM15 90H16V89H15ZM124 90H125V89H124ZM144 90H145V89H144ZM151 90H152V91H151ZM155 90H156V91H155ZM174 90H173V91H174ZM176 90H177V89H176ZM176 90H175V91H176ZM182 90H183V89H182ZM182 90H181V91H182ZM186 90H187V89H186ZM116 91H117V90H116ZM116 91H115V92H116ZM119 91H120V90H119ZM126 91H127V90H126ZM161 91H162V92H161ZM165 91H166V92H165ZM177 91H178V90H177ZM198 91H199V90H198ZM213 91H214V90H213ZM240 91H242V90H240ZM252 91H253V90H252ZM9 92H10V91H9ZM77 92H78V91H77ZM158 92H157V93H158ZM203 92H204V91H203ZM208 92H209V91H208ZM219 92H220V91H219ZM256 92H257V91H256ZM11 93H12V92H11ZM126 93H127V92H126ZM169 93H170V94H169ZM198 93H199V92H198ZM210 93H212V92H210ZM4 94H5V93H4ZM111 94H112V93H111ZM127 94H128V93H127ZM129 94H130V93H129ZM167 94H165V96H166ZM181 94H182V93H181ZM217 94H218V93H217ZM260 94H261V93H260ZM56 95H57V94H56ZM131 95H132V94H131ZM146 95H147V96H146ZM173 95H172V96H173ZM176 95H178V93H176ZM179 95H180V94H179ZM185 95H186V94H185ZM185 95H184V96H185ZM222 95H223V94H222ZM6 96H8V95H6ZM30 96H31V94H30ZM112 96H113V95H112ZM134 96H135V95H134ZM138 96H139V95H138ZM235 96H236V95H235ZM256 96H257V94H256ZM123 97H124V96H123ZM150 97H151V98H150ZM254 97H255V96H254ZM260 97H261V96H260ZM57 98H58V97H57ZM59 98H60V97H59ZM104 98H105V97H104ZM113 98H114V97H113ZM125 98H126V97H125ZM138 98H139V97H138ZM156 98L158 99V96H157V97L155 96V97L152 99V102H151L150 104H148V105L151 106L152 103H153V104H157V103H156V100H155ZM171 98H172V99H171ZM181 98H182V97H181ZM186 98H187V97H186ZM188 98H190V97H188ZM200 98H201V97H200ZM28 99H29V98H28ZM28 99H27V100H28ZM35 99H36V98H35ZM47 99H49V98H47ZM84 99H85V98H84ZM101 99H102V98H101ZM120 99H121V98H120ZM133 99H134V98H133ZM135 99H136V98H135ZM49 100H50V99H49ZM52 100H53V99H52ZM57 100H58V99H57ZM60 100H62V99H60ZM74 100H75V99H74ZM114 100H115V98H114ZM114 100H113V101H114ZM116 100H117V99H116ZM140 100H141V99H140ZM153 100H155V102H153ZM186 100H187V99H186ZM204 100H205V99H204ZM50 101H51V100H50ZM50 101H48L47 103L50 104ZM142 101H143V100H142ZM179 101L181 102L182 100L179 99ZM183 101H184V100H183ZM200 101H201V100H200ZM9 102H10V101H9ZM27 102H28V101H27ZM51 102H53V101H51ZM67 102H68V101H67ZM77 102H78V101H77ZM117 102H118V101H117ZM126 102H127V100H126ZM131 102H132V101H131ZM30 103H31V102H30ZM30 103H29V104H30ZM42 103H43V102H42ZM47 103H46V105H47ZM58 103H59V102H58ZM68 103H69V102H68ZM120 103H121V102H120ZM120 103H119V104H120ZM124 103H125V101H124ZM144 103L147 104V102H144ZM171 103H172V105H170ZM250 103H251V102H250ZM51 104L53 105V106H52V109H54L56 106L54 105V103H51ZM63 104H65V103H63ZM89 104H90V103H89ZM103 104H104V103H103ZM115 104H116V103H115ZM37 105H38V104H37ZM46 105L44 106V108L46 107ZM59 105H60V104H59ZM79 105H80V104H79ZM139 105H140V104H139ZM165 105H166L167 108L170 107L171 109H172V107H175V106H176L174 110H175V111L177 110V113H176L173 109H172V110H173L175 113H174L173 111H171L170 108H168V111H167V110H166L167 108L165 109ZM167 105H169V106H167ZM178 105H179V104H178ZM180 105H181V104H180ZM184 105H185V102H184ZM202 105H203V104H202ZM48 106H49V105H47V107H46L45 109L47 110V108H48L47 111H48V113H50V112H52L53 110H52L51 108H49L50 106H49V107H48ZM54 106H55V107H54ZM60 106H61V105H60ZM81 106H83V105H81ZM153 106H155V105H153ZM171 106H172V107H171ZM181 106H182V105H181ZM181 106H178V107H180V108H183V107H184V106H183V107H181ZM190 106H191V105H190ZM204 106H205V105H204ZM209 106H210V105H209ZM209 106H208V107H209ZM53 107H54V108H53ZM76 107H77V105H76ZM110 107H111V106H110ZM163 107H164V108H163ZM74 108H75V107H74ZM149 108H150V107H149ZM188 108H189V107H188ZM206 108H207V107H206ZM236 108H237V107H236ZM27 109H28V108H27ZM49 109H51L52 111H50ZM56 109H58V108L56 107L54 110H56ZM159 109H158V111H159ZM208 109H209V108H208ZM28 110H29V109H28ZM101 110H102V109H101ZM106 110H107V109H106ZM126 110H127V109H126ZM165 110H166V111H165ZM49 111H50V112H49ZM84 111H85V110H84ZM87 111H88V110H87ZM129 111H130V110H129ZM145 111H146V110H145ZM189 111H190V110H189ZM189 111H188V112H189ZM234 111H235V110H234ZM40 113L42 114V116H44L42 111H41ZM100 113H101V112H100ZM141 113H142V112H141ZM147 113H148V112H147ZM184 113H185V112H184ZM189 113H190V112H189ZM36 114L39 115V117H40L41 120H42V119H43V120L45 119V118H41V115H40L39 113H36ZM53 114H54V112H53ZM56 114H57V113H56ZM128 114H129V112H128ZM135 114H136V113H135ZM143 114H144V113H143ZM160 114H161V116H160ZM186 114H187V113H186ZM192 114H193V113H192ZM216 114H217V113H216ZM245 114H246V113H245ZM38 115H35V116L38 117ZM47 115H48V114H47ZM80 115H81V114H80ZM110 115H111V114H110ZM132 115H133V114H132ZM196 115H197V114H196ZM199 115H200V114H199ZM214 115H215V114H214ZM49 116H50V118H51V115H49ZM49 116H48V117H49ZM60 116H61V115H60ZM84 116H85V115H84ZM105 116H106V115H105ZM149 116H150V115H149ZM149 116H148V118H149ZM184 116H185V115H183V117H184ZM201 116H202V115H201ZM221 116H222V115H221ZM224 116H225V115H224ZM1 117H2V116H1ZM1 117H0V118H1ZM44 117H46V116H44ZM193 117H194V116H193ZM226 117H227V116H226ZM25 118H26V117H25ZM33 118H34V117L32 116V119H33ZM56 118H57V117H56ZM58 118H59V117H58ZM65 118H67V117H65ZM105 118H106V117H105ZM153 118H154V117H153ZM205 118H206V117H205ZM34 119H35V118H34ZM34 119H33V120H34ZM36 119H37V118H36ZM38 119H39V118H38ZM38 119H37V121H34V122H38V121H40V119H39V120H38ZM60 119H61V118H60ZM87 119H88V118H87ZM178 119H180V120H178ZM186 119H187V118H186ZM201 119H202V118H201ZM216 119H217V117H216ZM26 120H28V119H26ZM61 120H62V119H61ZM99 120H100V118H99ZM154 120H155V119H154ZM176 120H178V121H176ZM219 120H221V118H220ZM231 120H232V119H231ZM46 121H47V118H46ZM116 121H117V120H116ZM135 121H136V120H135ZM174 121H176V122H174ZM181 121H183V120H181ZM184 121L189 122V121H187V120H184ZM190 121H191V119H190ZM193 121H194V120H193ZM193 121H192V122H193ZM211 121H212V119H211ZM222 121H223V120H222ZM222 121H220V122H222ZM229 121H230V120H229ZM232 121H233V120H232ZM100 122H101V121H100ZM208 122H210V121H208ZM214 122H215V119H214ZM42 123H43V122H42ZM103 123H104V122H103ZM132 123H133V122H132ZM190 123H191V122H190ZM231 123H232V122H231ZM18 124H19V123H18ZM34 124H35V123H34ZM116 124H117V123H116ZM130 124H131V123H130ZM173 124H174V125H173ZM215 124H216V123H215ZM215 124H214V125H215ZM26 125H27V124H26ZM37 125H38V124H37ZM40 125H41V124H40ZM40 125H39V126H40ZM52 125H53V124H52ZM149 125H150V124H149ZM219 125H220V123H219ZM50 126H51V125H50ZM87 126H88V125H87ZM130 126H131V125H130ZM134 126H135V125H134ZM181 126H182V125H181ZM190 126H191V125H190ZM231 126H232V125H231ZM28 127H29V126H28ZM45 127H46V126H45ZM117 127H118V126H117ZM174 127H175V126H174ZM177 127H178V129L181 128V127H179V126H177ZM33 128H35V127H33ZM37 128H39V127H37ZM49 128H50V127H49ZM100 128H101V127H100ZM238 128H239V127H238ZM112 129H113V128H112ZM193 129H194V128H193ZM212 129H213V128H212ZM235 129H236V128H235ZM10 130H11V129H10ZM12 130H13V129H12ZM33 130H34V129H33ZM161 131H162V130H161ZM218 131H219V130H218ZM221 131L223 132V130H221ZM224 131H225V129H224ZM4 132H5V131H4ZM6 132H7V131H6ZM61 132H62V131H61ZM216 132H217V131H215V134H214V133H211V135H213V136L216 135V136H214V137L211 136L210 133H209V134L206 133V134H208V137L206 138L207 140H209V136H211V139H210L211 141H209V143H210V142L212 143L213 140H214V142H216V141H215V137H217V133H216ZM29 133H30V132H29ZM40 133H41V134H39V136L41 135L40 137H42V135H44V134H42V132H40ZM70 133H71V131H70ZM72 133H73V132H72ZM107 133H108V132H107ZM162 133H160V134H162ZM181 133H182V132H181ZM191 133H192V132H191ZM204 133H205V132H204ZM224 133H226V132H224ZM224 133H223V135H224ZM30 134H31V133H30ZM49 134H50V133H49ZM60 134H61V133H60ZM109 134H110V133H109ZM67 135H68V134H67ZM73 135H74V133H73ZM104 135H105V134H104ZM154 135H155V134H154ZM163 135H164V134H163ZM172 135H173V136H172ZM183 135H184V134H183ZM193 135H194V134H193ZM193 135H192V136H193ZM0 136H1V135H0ZM30 136H31V135H30ZM102 136H103V135H102ZM102 136H101V137H102ZM155 136H156V135H155ZM155 136H154V138H155ZM190 136H191V135H190ZM196 136H197V135H196ZM32 137H33V136H32ZM32 137H31V138H32ZM59 137H60V136H59ZM77 137H78V136H77ZM16 138H17V137H16ZM31 138H30V141H32ZM35 138H36V137H34V139H35ZM44 138H45V137H44ZM181 138H182V137H181ZM203 138L205 139V137H203ZM217 138H219V134H218V137H217ZM54 139H55V138H54ZM96 139H98V138H96ZM199 139H200V138H199ZM212 139H213V140H212ZM224 139H226V138H224ZM12 140H13V139H12ZM57 140H58V139H57ZM91 140H92V139H91ZM117 140H118V139H117ZM23 141H24V140H23ZM35 141H36V140H35ZM189 141H190V140H189ZM194 141H195V140H194ZM3 142H4V141H3ZM19 142H20V141H19ZM26 142H28V141H26ZM26 142H25V143H26ZM43 142H44V141H43ZM81 142H82V141H81ZM202 142H203V140H202ZM202 142H201V143H202ZM214 142H213L212 144H215ZM6 143H7V142H6ZM32 143H34V140H33ZM113 143H114V142H113ZM131 143H132V142H131ZM217 143H218V142H217ZM217 143H216V144H217ZM221 143H222V142H221ZM212 144H211V145H212ZM216 144H215V145H216ZM226 144H227V143H226ZM0 145H1V144H0ZM17 145H18V144H17ZM26 145H27V144H26ZM26 145H25L24 147H26ZM28 145H29V144H28ZM71 145H72V144H71ZM113 145H114V144H113ZM120 145H121V144H120ZM137 145H138V144H137ZM178 145H179V144H178ZM202 145H203V143H202ZM205 145H206V144H205ZM208 145H210V144H208ZM2 146H3V145H2ZM19 146H20V145H19ZM79 146H80V145H79ZM133 146H134V145H133ZM180 146H181V145H180ZM206 146H207V145H206ZM227 146H228V145H227ZM250 146H251V145H250ZM5 147H6V146H5ZM20 147H21V146H20ZM22 147H23V146H22ZM22 147H21L20 149H22ZM200 147H201V146H200ZM219 147H220V146H219ZM239 147H240V146H239ZM3 148H4V147H3ZM3 148H1V149H3ZM72 148H73V147H72ZM202 148H203V147H202ZM213 148H214V146H213ZM215 148H216V147H215ZM215 148H214V149H215ZM217 148H218V145H217ZM256 148H257V147H256ZM4 149H5V148H4ZM6 149H7V147H6ZM15 149H16V148H15ZM18 149H19V148H18ZM25 149H26V148H25ZM33 149H35V148H33ZM48 149H49V148H48ZM142 149H144V147H143ZM199 149H200V148H199ZM214 149H213V152H214ZM218 149H219V148H218ZM223 149H224V148H223ZM246 149H248V148H246ZM7 150H8V149H7ZM73 150H74V149H73ZM115 150H116V149H115ZM118 150H119V149H118ZM174 150H175V151H174ZM200 150H201V149H200ZM205 150H206V149H205ZM215 150H217V149H215ZM48 151H49V150H48ZM78 151H79V150H78ZM128 151H129V150H128ZM166 151H167V150H166ZM166 151H165V152H166ZM183 151H184V150H183ZM231 151H232V150H231ZM245 151H246V150H245ZM17 152H19V151H17ZM66 152H67V151H66ZM163 152H164V151H163ZM2 153H3V152H2ZM13 153H14V152H13ZM129 153H130V151H129ZM136 153H137V151H136ZM180 153H181V152H180ZM186 153H187V152H186ZM202 153H203V152H202ZM214 153H215V152H214ZM0 154H1V153H0ZM9 154H10V153H9ZM23 154H24V153H23ZM42 154H43V152H42ZM48 154H49V153H48ZM123 154H124V153H123ZM219 154H220V153H219ZM11 155H12V154H11ZM57 155H58V154H57ZM68 155H69V154H68ZM163 155H164V153H163ZM166 155L168 156V155H169V152H167ZM177 155H178V153H177ZM200 155H201V152H200ZM200 155H199V156H200ZM215 155H216V154H215ZM258 155H259V154H258ZM25 156H26V155H25ZM28 156H29V155H28ZM69 156H70V155H69ZM125 156H126V155H125ZM164 156H165V155H164ZM167 156H166V157H167ZM205 156H206V155H205ZM26 157H27V156H26ZM127 157H128V156H127ZM150 157H151V156H150ZM159 157H160V156H159ZM159 157H158V158H159ZM181 157H182V156H181ZM222 157H223V156H221V158H222ZM6 158H7V157H6ZM49 158H50V157H49ZM123 158H125V157H123ZM138 158H139V157H138ZM151 158H152V157H151ZM160 158L162 159V157H160ZM168 158H170V159H168V160H174L173 157H168ZM171 158H172V159H171ZM174 158H175V157H174ZM234 158H235V157H234ZM11 159H13V158H11ZM37 159H38V158H37ZM113 159H114V158H113ZM120 159H121V158H120ZM127 159H128V158H127ZM222 159H223V158H222ZM232 159H233V157H232ZM136 160H137V159H136ZM148 160H149V159H148ZM166 160H167V159H166ZM180 160H181V159H180ZM213 160H214V159H213ZM234 160H235V159H234ZM27 161H28V160H27ZM113 161H114V160H113ZM239 161H240V160H239ZM257 161H258V160H257ZM108 162H109V161H108ZM122 162H123V161H122ZM163 162H164V161H163ZM171 162H172V161H170V164H172ZM260 162H262V161H260ZM177 163H178V162H177ZM177 163H176V164H177ZM228 163H229V162H228ZM228 163H226V165H227ZM262 163H263V162H262ZM262 163H260V164H262ZM260 164H256V167H257L256 170L259 169L258 167L261 166ZM10 165L13 166L12 164H10ZM10 165H8V166L10 167ZM76 165H77V164H76ZM86 165L88 166V164H86ZM91 165H92V164H91ZM237 165H239V163H238ZM237 165H236V166H237ZM5 166H6V165H5ZM23 166H24V165H23ZM120 166H121V165H120ZM9 167H8V168H9ZM73 167H74V166H73ZM80 167H81V166H80ZM102 167H103V166H102ZM163 167H164V166H163ZM176 167H177V166H176ZM192 167H193V166H192ZM232 167H233V165H232ZM237 167H238V166H237ZM253 167H254V166H253ZM262 167L264 168V163H263V166H262ZM262 167H260V169H261ZM6 168H7V166H6ZM6 168H5V169H6ZM31 168H32V167H31ZM103 168H104V167H103ZM121 168H122V167H121ZM216 168H217V167H216ZM235 168H236V167H235ZM240 168L242 169L241 166H240ZM251 168H252V167H251ZM251 168H250V170L253 171L254 169L252 168V169H253V170H252ZM263 168H262V169H263ZM3 169H4V167H3ZM10 169H11V168H10ZM27 169H28V168H27ZM151 169H152V168H151ZM178 169H179V168H178ZM8 170H9V169H8ZM25 170H26V169H25ZM69 170H70V169H69ZM83 170H84V169H83ZM116 170H117V169H116ZM149 170H150V169H149ZM248 170H249V169H248ZM6 171H7V170H6ZM6 171H5V172H6ZM10 171H11V170H10ZM33 171H34V170H33ZM117 171H118V170H117ZM130 171H131V170H130ZM175 171H176V170H175ZM178 171H179V170H178ZM242 171H243V169H242ZM245 171H247V169H245ZM262 171H263V170H262ZM1 172H2V171H1ZM8 172H9V171H8ZM14 172H15V171H14ZM20 172H21V171H20ZM83 172H84V171H83ZM217 172H218V171H217ZM243 172H244V171H243ZM254 172H256V171H254ZM257 172H258V171H257ZM259 172H260V171H259ZM35 173H36V172H35ZM56 173H57V172H56ZM226 173H228V172H226ZM232 173H233V172H232ZM252 173H253V172H252ZM1 174H2V173H1ZM6 174H7V173H6ZM17 174H18V173H17ZM19 174H20V176H21V173H19ZM24 174H25V173H24ZM24 174H23V175H24ZM83 174H84V173H83ZM230 174H231V173H230ZM230 174H229V175H230ZM2 175H3V174H2ZM11 175H12V174H11ZM25 175H26V174H25ZM56 175H57V174H56ZM93 175H94V174H93ZM119 175H120V174H119ZM255 175H256V173H255ZM16 176H17V175H16ZM20 176H19V177H20ZM29 176H31V174H29ZM51 176H52V175H51ZM121 176H122V175H121ZM203 176H204V175H203ZM234 176H235V174H234ZM27 177H28V176H27ZM83 177H85V176H83ZM174 177H175V176H174ZM219 177H220V176H219ZM232 177H233V176H232ZM238 177H239V176H238ZM10 178H11V176H10ZM20 178H21V177H20ZM25 178H26V177H25ZM103 178H104V177H103ZM105 178H107V177H105ZM213 178H214V177H213ZM33 179H34V177H33ZM35 179H37V178H35ZM49 179H50V178H49ZM54 179H55V178H54ZM98 179H99V178H98ZM121 179H122V178H121ZM23 180H24V179H23ZM38 180H39V179H38ZM38 180H37V181H38ZM44 180H46V179H44ZM47 180H48V179H47ZM170 180H171V179H170ZM214 180H215V178H214ZM252 180H254V179H252ZM27 181H28V180H27ZM30 181H31V180H30ZM37 181H36V182H37ZM52 181H53V180H52ZM56 181H57V180H56ZM119 181H120V180H119ZM39 182H40V181H39ZM44 182H45V181H44ZM53 182H54V181H53ZM249 182H250V181H249ZM32 183H34V182H32ZM50 183H51V182H50ZM55 183H56V182H55ZM59 183H61V182H59ZM119 183H120V182H119ZM122 183H123V182H122ZM252 183H253V182H252ZM25 184H26V183H25ZM47 184H48V183H47ZM106 184H107V183H106ZM125 184H126V183H125ZM6 185H7V184H6ZM39 185H40V183H39ZM54 185H55V184H54ZM67 185H68V184H67ZM101 185H102V184H101ZM261 185H262V184H261ZM4 186H5V185H4ZM10 186H11V185H10ZM123 186H124V185H123ZM2 187H3V186H2ZM8 187H9V186H8ZM30 187H31V186H30ZM39 187H40V186H39ZM48 187H49V186H48ZM66 187H67V186H66ZM66 187H65V188H66ZM69 187H70V186H69ZM119 187H120V186H119ZM256 187H257V186H256ZM32 188H33V187H32ZM37 188H38V187H37ZM67 188H68V187H67ZM137 188H138V187H137ZM238 188H239V186H238ZM0 189H1V187H0ZM28 189H29V187H28ZM30 189H31V188H30ZM60 189H61V188H60ZM63 189H64V188H63ZM69 189H70V188H69ZM2 190L5 191V189H2ZM12 190H13V189H12ZM12 190H11V191H12ZM55 190H56V189H55ZM142 190H143V189H142ZM257 190H258V188H257ZM257 190H256V191H257ZM4 191H1V192L3 193ZM20 191H22V190H20ZM58 191H59V190H58ZM66 191H67V190H66ZM69 191H70V190H69ZM99 191H100V190H99ZM101 191H102V190H101ZM246 191H247V190H246ZM5 192H6V191H5ZM7 192H8V191H7ZM7 192H6V193H7ZM72 192H73V191H72ZM76 192H77V191H76ZM134 192H135V191H134ZM242 192H243V191H242ZM11 193H12V192H11ZM13 193H14V192H13ZM18 193H19V192H17V194H18ZM20 193H21V192H20ZM231 193H232V192H231ZM249 193H250V192H248V194H249ZM4 194H5V193H4ZM8 194H9V192H8ZM8 194H7V195H8ZM46 194H47V193H46ZM60 194H61V190H60ZM182 194H183V193H182ZM229 194H230V193H229ZM232 194H233V196H232ZM232 194H231V195H228V196H230L232 199L229 198V197H225L226 195H225V196L223 195V197H225L226 200L229 199L228 203L231 202L230 200H232V203H233L234 200H236L235 202H237V200L240 201L239 199H241V200H242L243 198L245 199L246 196L249 197V195H248L247 193H245V192H243V193H236V194H235V193H232ZM246 194H247V195H246ZM1 195H2V194H1ZM7 195H4V198H3V199H5V198H6L5 196H7ZM24 195H25V194H24ZM61 195H62V194H61ZM66 195H67V194H66ZM210 195H211V194H210ZM263 195H264V193H263ZM10 196H12V195H9V197H10ZM71 196H72V195H71ZM208 196H209V195H208ZM257 196H259V194H258ZM260 196H261V195H260ZM16 197H17V195H16ZM62 197H64V196L62 195ZM168 197H169V196H168ZM196 197H197V196H196ZM223 197H222V199H223ZM247 197H246V199H247ZM7 198H8V197H7ZM7 198H6V200H7ZM23 198H24V196H23ZM27 198H28V197H27ZM32 198H33V197H32ZM125 198H126V197H125ZM166 198H167V197H166ZM198 198H199V197H198ZM218 198H219V197H218ZM220 198H221V197H220ZM220 198H219V199H220ZM227 198H228V199H227ZM3 199H2V196H1V199H0V200H3ZM12 199H13V198H12ZM62 199H63V198H62ZM65 199H66V198H65ZM101 199H102V198H101ZM200 199H201V198H200ZM216 199H217V198H215V200H214L213 202H216V201H217ZM258 199H260V197H259ZM261 199H262V198H261ZM48 200H49V199H48ZM67 200H68V199H67ZM67 200H65V201H67ZM131 200H132V199L130 198V201H131ZM204 200H205V199H204ZM226 200L217 201V204H218L217 207H219V208L216 207V208H217V209H216V208L214 207V206L217 205L216 203H213L214 206H212V207H214V208L218 211V209H220L221 206L223 207L224 204L227 203ZM24 201H25V200H24ZM42 201H43V200H42ZM42 201H41V202H42ZM119 201H120V200H119ZM257 201H258V200H257ZM262 201H263V200H262ZM3 202H4V201H3ZM75 202H76V201H75ZM77 202H78V201H77ZM4 203H5V202H4ZM4 203H3V204H4ZM7 203H8V202H7ZM34 203H37V202H34ZM211 203H212V202H211ZM228 203H227V205H228ZM0 204H1V203H0ZM130 204H131V203H130ZM179 204H180V203H179ZM262 204H263V206H262ZM28 205H29V204H28ZM211 205H212V204H211ZM229 205H230V203H229ZM239 205H240V204H239ZM257 205H258V206H262V208L260 207V208H261V212H259L260 214L257 215V213H255V214L257 215V217L255 216L256 219L254 218V224H255V225L257 224V225L255 226V228H257V227L261 228V227L264 226V203L262 202V203H259V204H257ZM12 206H13V205H12ZM40 206H41V205H40ZM43 206H44V205H43ZM185 206H186V205H185ZM225 206H226V204H225ZM254 206H256V205H253V207H254ZM14 207H15V206H14ZM24 207H25V206H24ZM49 207H50V206H49ZM150 207H151V206H150ZM208 207L211 208V206H208ZM250 207H251V206H250ZM0 208H1V207H0ZM22 208H23V207H22ZM46 208H47V207H46ZM68 208H69V207H68ZM122 208H123V207H122ZM193 208H194V207H193ZM226 208H227V207H225V209H226ZM258 208H259V207H258ZM258 208H257V209H258ZM17 209H18V208H17ZM49 209H50V208H49ZM133 209H134V208H133ZM152 209H153V208H152ZM211 209H212V208H211ZM215 209H212V210L214 211ZM77 210H78V209H77ZM128 210H129V209H128ZM209 210H210V209H209ZM209 210H208V211H209ZM5 211H6V210H5ZM62 211H63V210H62ZM81 211H82V210H81ZM122 211H123V210H122ZM173 211H174V210H173ZM182 211H183V210H182ZM208 211H207V212H208ZM249 211H250V210H249ZM252 211H253V210H252ZM252 211H251V212H252ZM259 211H260V210H259ZM86 212H87V211H86ZM110 212H111V211H110ZM125 212H126V211H125ZM133 212H134V211H133ZM209 212H210V211H209ZM253 212H254V211H253ZM253 212H252V213H253ZM0 213H1V212H0ZM5 213H6V212H5ZM108 213H109V212H108ZM115 213H117V212H115ZM118 213H119V212H118ZM126 213H127V212H126ZM200 213H201V212H200ZM224 213H225V212H224ZM39 214H40V213H39ZM85 214H86V213H85ZM119 214H120V213H119ZM158 214H159V213H158ZM209 214H210V213H209ZM116 215H117V214H116ZM134 215H135V214H134ZM236 215H237V214H236ZM253 215H254V214H253ZM6 216L8 217L7 214H6ZM18 216H19V214H18ZM119 216H120V215H119ZM139 216H140V215H139ZM139 216H138V217H139ZM247 216H248V215H247ZM247 216H245L244 218H246ZM20 217H21V216H20ZM20 217H19V218H20ZM83 217H84V216H83ZM136 217H137V216H136ZM222 217H225V214H224V216H222ZM0 218H1V217H0ZM22 218H23V217H22ZM22 218H21V219H22ZM53 218H54V217H53ZM75 218H76V217H75ZM84 218H85V217H84ZM115 218H116V217H115ZM118 218H119V217H118ZM247 218H248V217H247ZM257 218H258V219H257ZM76 219H77V218H76ZM76 219H75V220H76ZM113 219H114V218H113ZM204 219H205V218H204ZM250 219H251V218H250V216H249L248 220H250ZM252 219H253V218H252ZM123 220H124V219H123ZM248 220H247V221H248ZM4 221H5V220H4ZM80 221H81V220H80ZM107 221H108V220H107ZM205 221H206V220H205ZM210 221H211V220H210ZM240 221H241V220H240ZM2 222H3V221H2ZM22 222H24V221H22ZM60 222H61V221H60ZM83 222H84V221H83ZM86 222H87V221H86ZM117 222H118V221H117ZM231 222H232V221H231ZM244 222H245V221H244ZM71 223H72V222H71ZM106 223H107V222H106ZM125 223H126V222H125ZM125 223H124V225H125ZM206 223H208V222H206ZM241 223H243V222H241ZM246 223H247V222H246ZM246 223H245V224H246ZM250 223H251V222H250ZM1 224H2V223H1V221H0V225H1ZM12 224H13V226H14V222H12L11 225H12ZM17 224H18V223H17ZM17 224H15V225H17ZM184 224H185V223H184ZM218 224H219V223H218ZM2 225H3V224H2ZM73 225H74V224H73ZM87 225H88V224H87ZM113 225H114V224H113ZM116 225H118V224H116ZM116 225H114V226H116ZM186 225H187V224H186ZM237 225H238V223H237ZM252 225H253V224H252ZM3 226H5V225H3ZM3 226H1V228H2ZM71 226H72V225H71ZM77 226H80V225H77ZM183 226H185V225H183ZM233 226H234V225H233ZM249 226H251V224H250ZM11 227H12V226H11ZM91 227H92V226H91ZM107 227H108V225H107ZM245 227H246V226H245ZM4 228H6V227H4ZM4 228H2V229H4ZM14 228H15V227H14ZM14 228H13V229H14ZM35 228H36V227H35ZM53 228H54V225H53ZM58 228H59V227H58ZM72 228H73V227H72ZM98 228H99V227H98ZM166 228H167V227H166ZM185 228H186V227H185ZM207 228H208V227H207ZM209 228H210V227H209ZM209 228H208V230H209ZM229 228H230V227H229ZM251 228H252V227H251ZM253 228H254V227H253ZM259 228H257L258 232L261 230V231H262L261 233L264 234V231H263L264 229H259ZM263 228H264V227H263ZM23 229H24V228H23ZM43 229H44V228H43ZM48 229H49V228H48ZM112 229H113V228H112ZM112 229H111V230H112ZM162 229H164V228H162ZM162 229H161V230H162ZM237 229H239V228H237ZM6 230H7V228L5 229V231H6ZM65 230H66V229H65ZM72 230H73V229H72ZM81 230H82V229H81ZM185 230H186V229H185ZM185 230H184V231H185ZM223 230H224V229H223ZM249 230H251L250 227H249ZM257 230L255 229L254 231L257 232ZM5 231H1V232H2V233H3V232L5 233ZM19 231H20V230H19ZM30 231H31V230H30ZM188 231H189V230H188ZM1 232H0V233H1ZM20 232H21V231H20ZM76 232H77V231H76ZM81 232H82V231H81ZM100 232H101V231H100ZM155 232H156V231H155ZM182 232H183V231H182ZM239 232H240V231H239ZM23 233H24V232H23ZM26 233H27V232H26ZM28 233H29V232H28ZM36 233H37V232H36ZM44 233H45V232H44ZM67 233H68V232H67ZM73 233H74V232H73ZM158 233H159V232H158ZM230 233H231V232H230ZM246 233H247V232H246ZM246 233H245V234H246ZM253 233H254V232H253ZM259 233H260V232H259ZM5 234H7V233H5ZM18 234H20V233H18ZM45 234H46V233H45ZM218 234H219V233H218ZM224 234H225V233H224ZM232 234H233V232H232ZM248 234H249V233H247V235H248ZM251 234H252V233H251ZM0 235H1V234H0ZM2 235H3V234H2ZM80 235H81V234H80ZM108 235H109V234H108ZM134 235H135V234H134ZM187 235H188V234H187ZM215 235H216V233H215ZM225 235H226V234H225ZM238 235H240V233H239ZM259 235H261V234H259ZM259 235H257V237H258V238H261ZM3 236L5 237V235H3ZM23 236H24V235H23ZM71 236H72V235H71ZM71 236H70V238H71ZM86 236H87V235H86ZM126 236H127V235H126ZM152 236H153V234H152ZM152 236H151V237H152ZM160 236H161V234H160ZM198 236H199V235H198ZM211 236H213V235H211ZM222 236H223V235H222ZM226 236H227V235H226ZM226 236L222 237V239H219V240H221L222 242H221V241L218 242L217 240H216L217 242L215 241L216 243H213L214 241L212 240V241H213V242H212L213 244L208 242L211 246H210L209 248H206V247L204 248V247H202V249L204 248V252H203V251H202L203 253L201 252L202 255H201V253L199 254V255H201V256H195V254H194V255L190 258L189 261H188V259H187L186 263H187V264H230L231 262H234V263H235V260H236V258H237V256L235 255V253L237 252L238 249H239L238 252L240 253V251H241L240 247L242 248V245H241V243H239V242H240V241L243 242V241H245V239L243 238V236H240V238H242V240L244 239V240L242 241V240H240V238H238V237L236 236L237 238H235V239H237V241H238V239L240 240V241H238V243H239V245H241V246H239V245H237L238 243H234V242H236V241H233V239H232L233 243H231V242H229L227 239H225ZM263 236H264V235H263ZM0 237H1V236H0ZM82 237H83V236H82ZM140 237H141V236H140ZM201 237H202V236H201ZM201 237H200V238H201ZM252 237H253V236H252ZM254 237H255V236H254ZM46 238H47V237H46ZM67 238H68V237H67ZM122 238H123V237H122ZM130 238H131V237H130ZM133 238H134V237H133ZM148 238H150V237H148ZM152 238H153V237H152ZM155 238H157V237H155ZM204 238H205V237H204ZM207 238H208V237H207ZM219 238H221V237H219ZM226 238H227V237H226ZM258 238H257V240L259 241ZM11 239H13V238H11ZM11 239H10V240H11ZM63 239H64V238H63ZM76 239H77V237H76ZM125 239H127V238H125ZM235 239H234V240H235ZM49 240H50V239H49ZM61 240H62V239H61ZM71 240H72V239H71ZM79 240H80V239H79ZM168 240H169V239H168ZM197 240H198V239H197ZM209 240H210V239H209ZM225 240H227V241L231 244L230 246H232V244H234V245L236 244L235 246H239V247H237L238 249H235V250H236V251H235V250L232 248L233 246L231 247L232 250L229 249L230 246L228 247L229 244H228V243H225ZM246 240H247V239H246ZM260 240H261V239H260ZM68 241H69V240H68ZM139 241H140V240H139ZM152 241H153V240H152ZM202 241H203V240H202ZM227 241H226V242H227ZM0 242H1V241H0ZM61 242H62V241H61ZM163 242H164V241H163ZM245 242H246V241H245ZM255 242H256V241H255ZM13 243H14V242H13ZM22 243H23V242H22ZM155 243H156V242H155ZM6 244H7V243H6ZM8 244H9V243H8ZM43 244H44V243H43ZM54 244H56V243H54ZM128 244H129V243H128ZM161 244H162V243H161ZM177 244H178V243H177ZM186 244H187V243H186ZM195 244H197V243H195ZM243 244H244V242H243ZM247 244H248V243H247ZM255 244H256V243H255ZM44 245H45V244H44ZM59 245H60V244H59ZM110 245H111V243H110ZM118 245H119V244H118ZM184 245H185V244H184ZM200 245H201V244H200ZM205 245H206V244H205ZM252 245H254V244H252ZM257 245H258V244H257ZM0 246H1V245H0ZM16 246H17V245H16ZM45 246H46V245H45ZM57 246H58V245H57ZM65 246H66V245H65ZM127 246H128V245H127ZM127 246H126V247H127ZM129 246H130V245H129ZM151 246H152V245H151ZM176 246H177V245H176ZM176 246H175V247H176ZM194 246H195V245H194ZM235 246H234V247H235ZM245 246H246V244H245ZM247 246L249 247L250 244H248ZM255 246H256V245H255ZM8 247H9V246H8ZM14 247H15V246H14ZM26 247H27V246H26ZM43 247H44V246H43ZM58 247H59V246H58ZM71 247H72V245H71ZM105 247H106V246H105ZM108 247H109V246H108ZM117 247H118V246H117ZM207 247H208V246H207ZM248 247H247V248H248ZM252 247H253V246H252ZM252 247H251V248H252ZM63 248H64V246H63ZM76 248H77V247H76ZM130 248H131V247H130ZM154 248H155V247H154ZM156 248H157V247H156ZM162 248H163V247H162ZM172 248H174V247H172ZM194 248H195V247H194ZM235 248H236V247H235ZM25 249H26V248H25ZM45 249H46V248H45ZM47 249H48V248H47ZM79 249H80V248H79ZM117 249H118V248H117ZM244 249H245V248H243L242 250H244ZM1 250H2V249H1ZM68 250H69V249H68ZM73 250H74V249H73ZM100 250H101V249H100ZM123 250H124V249H123ZM127 250H128V249H127ZM129 250H130V249H129ZM261 250H262V249H261ZM42 251H43V250H42ZM42 251H41V252H42ZM50 251H51V250H50ZM179 251H180V250H179ZM234 251H235V252H234ZM245 251H247V250H245ZM0 252H1V251H0ZM75 252H76V251H75ZM98 252H99V251H98ZM102 253H103V252H102ZM110 253H111V252H110ZM120 253H121V251H120ZM179 253H180V252H179ZM192 253H193V252H192ZM232 253H234V254H232ZM243 253H244V257H245V255L247 254V252H246V254H245V252L242 251V252H241V255H242ZM8 254H9V253H8ZM43 254H44V253H43ZM50 254H51V253H50ZM78 254H79V253H78ZM78 254H77V255H78ZM92 254H93V253H92ZM131 254H132V253H131ZM177 254H178V253H177ZM197 254H198V253H197ZM237 254H238V253H237ZM61 255H62V254H61ZM106 255H107V254H106ZM106 255H104V256H106ZM133 255H135V254H133ZM147 255H148V254H147ZM167 255H169V254H167ZM175 255H176V254H175ZM191 255H192V254H191ZM241 255H240V258H239L240 260H241V258H242ZM90 256H91V255H90ZM93 256H94V255H93ZM143 256H145V255H143ZM178 256H179V255H178ZM246 256H247V255H246ZM0 257H1V256H0ZM133 257H134V256H133ZM137 257H139V256H137ZM181 257H182V256H181ZM38 258H39V257H38ZM48 258H49V257H48ZM79 258H80V256H79ZM81 258H83V257H81ZM8 259H9V258H8ZM77 259H78V258H77ZM115 259H116V258H115ZM134 259H136V258H134ZM165 259H166V258H165ZM239 259H237V260H238V262H239V264H240V260H239ZM50 260H51V259H50ZM50 260H49V261H50ZM53 260H54V259H53ZM111 260H112V259H111ZM140 260H141V259H140ZM144 260H145V259H144ZM170 260H171V259H170ZM179 260H180V259H179ZM237 260H236V261H237ZM246 260H248V259H246ZM0 261H1V260H0ZM78 261H79V260H78ZM109 261H110V260H109ZM136 261H137V260H136ZM177 261H178V260H177ZM242 261H243V260H242ZM47 262H48V261H47ZM53 262H54V261H53ZM88 262H90V261H88ZM125 262H126V261H125ZM143 262H144V261H143ZM27 263H28V262H27ZM50 263H51V262H50ZM107 263H108V262H107ZM144 263H145V262H144ZM241 263H242V262H241ZM244 263H245V262H244ZM246 263H248V262H246ZM29 264H30V263H29ZM84 264H85V263H84ZM98 264H99V263H98ZM100 264H101V263H100ZM132 264H133V262H132ZM140 264H141V263H140ZM142 264H143V263H142ZM257 264H258V262H257Z\"/></svg>",
	"mask_w": 264,
	"mask_h": 264
}]
</instances>
